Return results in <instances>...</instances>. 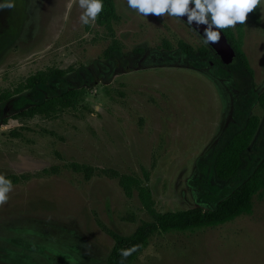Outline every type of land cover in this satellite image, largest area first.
Instances as JSON below:
<instances>
[{
  "label": "rangeland",
  "instance_id": "rangeland-1",
  "mask_svg": "<svg viewBox=\"0 0 264 264\" xmlns=\"http://www.w3.org/2000/svg\"><path fill=\"white\" fill-rule=\"evenodd\" d=\"M11 2L12 8L0 9V101L38 73L53 76L49 85L0 104V120L64 85L85 93L77 109L54 119L10 115L0 126V175L31 176L0 203V264H107L114 241L104 229L130 236L152 224L137 193L127 198L118 180L103 171L140 178L162 214L209 211L231 197L264 157V110L256 104L251 114L260 117L261 130L245 170L231 183L215 178L211 146L230 102L202 71L212 58L179 49L180 42L195 50L204 44L178 18L145 17L127 0H115L120 21L112 34L95 21L81 23L79 0ZM259 17L258 24L246 17L243 46L257 96L264 91V2ZM128 67L134 70L117 73ZM211 71L231 84L228 71ZM72 163L96 175L86 181L66 168ZM252 205L251 215L216 228L153 231L133 264H264V195Z\"/></svg>",
  "mask_w": 264,
  "mask_h": 264
},
{
  "label": "trees",
  "instance_id": "trees-1",
  "mask_svg": "<svg viewBox=\"0 0 264 264\" xmlns=\"http://www.w3.org/2000/svg\"><path fill=\"white\" fill-rule=\"evenodd\" d=\"M260 5L261 3L247 14V18L255 24L260 21ZM119 21L115 0H103L102 11L98 14L95 23L113 34V26L118 24ZM220 30L223 31L235 51L236 58L230 66H225L205 44L197 50L182 42L178 46L188 56H197L202 60L212 58L208 63V67L202 71L215 79L224 88L229 98L230 108L226 116L225 125L219 137L212 144L211 149L214 154L213 173L215 178L222 183H231L245 170L247 164L246 155L251 150L255 138L261 130L260 117L252 115L251 111L256 104L264 110V91L258 96L255 92V72L243 49L245 39L244 23L239 24L236 31L231 27ZM115 50L116 48L114 47L110 48L106 55H112ZM183 66L193 67L190 65ZM212 67L228 71L231 76V84L228 80H224L214 74L211 71ZM132 70L134 68L128 67L121 71L118 69L117 73L130 72ZM58 74L63 75L61 72ZM52 76L53 74L38 73L28 78L24 87L16 91V94L4 93L0 104L8 103L12 96L19 95L24 90L32 91L42 85H49ZM62 87H64L63 91L50 96L43 102L5 116L0 120V126L7 125L11 119L10 115H13L14 120L20 121L32 120L38 117L54 119L62 112L77 109L85 90H80L77 89L78 87H71L70 85L69 88H66L65 85ZM5 111H7V108ZM66 168L76 174L83 175L86 181H90L96 175L93 168L79 163L69 164ZM50 170L54 173L59 172L58 168ZM50 170L45 173L49 174ZM101 173L117 179L127 198L131 199L137 193L141 206L153 220L152 224L143 225L130 236H122L112 230L104 229L114 241V247L108 257L107 264H133L146 247L148 238L153 231L162 233L195 232L225 225L241 216H249L253 211V198L257 195H264V157L253 173L245 181L236 185L231 197L209 211H204L202 208H193L186 211L162 214L156 210L152 193L145 187L140 178L133 175L119 174L113 170ZM6 178L10 179L12 186H14L27 182L31 179V176H8ZM145 178L148 181V175ZM133 246L136 247V250L130 256L125 258L120 255L122 249L132 248Z\"/></svg>",
  "mask_w": 264,
  "mask_h": 264
},
{
  "label": "clouds",
  "instance_id": "clouds-1",
  "mask_svg": "<svg viewBox=\"0 0 264 264\" xmlns=\"http://www.w3.org/2000/svg\"><path fill=\"white\" fill-rule=\"evenodd\" d=\"M262 2L264 0H127V6L145 17L148 14H167L178 18L186 14L188 25L193 21L197 25H207L202 42L209 45V42L215 43L219 40L220 29L235 26L237 23L243 24L247 14ZM190 4L192 7H189ZM12 7L11 0H0V9ZM79 7L84 10L80 21L88 25L90 21L94 22L102 11L103 0H79ZM11 190V180L0 175V203L8 199ZM135 250V246L122 249L120 255L126 258Z\"/></svg>",
  "mask_w": 264,
  "mask_h": 264
},
{
  "label": "water",
  "instance_id": "water-1",
  "mask_svg": "<svg viewBox=\"0 0 264 264\" xmlns=\"http://www.w3.org/2000/svg\"><path fill=\"white\" fill-rule=\"evenodd\" d=\"M189 7H192V5L190 4ZM178 19L182 21L184 24H186L194 33H196L202 39L204 35V29L207 27V25L204 24L197 25L195 21H193L191 25H188L186 14L178 17ZM219 31H220L219 40L215 43L209 42V45L207 46L214 52V54L221 60V62L225 66H230L236 58L235 51L232 48L230 42L228 41L223 31L222 30Z\"/></svg>",
  "mask_w": 264,
  "mask_h": 264
}]
</instances>
